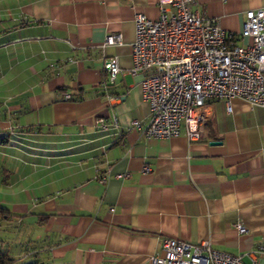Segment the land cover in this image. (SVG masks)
Instances as JSON below:
<instances>
[{
  "label": "crops",
  "instance_id": "0c3cea01",
  "mask_svg": "<svg viewBox=\"0 0 264 264\" xmlns=\"http://www.w3.org/2000/svg\"><path fill=\"white\" fill-rule=\"evenodd\" d=\"M263 7L197 0L193 11L238 33ZM160 11L159 0H0V204L18 215L0 237L19 261L150 264L175 237L249 264L264 244V107L213 101L194 142L184 128L154 139L131 125L150 117L131 73L135 16ZM115 33L121 43L106 45ZM109 56L122 74L106 91Z\"/></svg>",
  "mask_w": 264,
  "mask_h": 264
},
{
  "label": "built area",
  "instance_id": "2783aa9c",
  "mask_svg": "<svg viewBox=\"0 0 264 264\" xmlns=\"http://www.w3.org/2000/svg\"><path fill=\"white\" fill-rule=\"evenodd\" d=\"M160 14L151 19L135 16L132 44V74H142L143 99L150 106L148 121L134 120L132 127L143 136L170 139L181 135L194 142L200 139L209 105L224 101L228 112L231 101L243 99L254 107H264V7L246 12L243 29L238 33L221 28L214 18L193 11L197 0H159ZM122 35L106 38V45L120 44ZM107 91L122 74L118 58L103 60ZM113 99V97H110ZM102 131L117 127L98 118ZM150 171L149 167L144 168ZM240 233L246 228L236 225ZM264 256V244L256 255ZM150 264H246L239 254L214 248L210 241L192 244L175 237L162 241V253Z\"/></svg>",
  "mask_w": 264,
  "mask_h": 264
},
{
  "label": "trees",
  "instance_id": "16d2710c",
  "mask_svg": "<svg viewBox=\"0 0 264 264\" xmlns=\"http://www.w3.org/2000/svg\"><path fill=\"white\" fill-rule=\"evenodd\" d=\"M18 217L13 214L9 208L0 204V229L3 227L4 222ZM48 217V215H46ZM0 264H39V262H21L17 258L13 257L5 249V241L0 237Z\"/></svg>",
  "mask_w": 264,
  "mask_h": 264
},
{
  "label": "water",
  "instance_id": "95a60500",
  "mask_svg": "<svg viewBox=\"0 0 264 264\" xmlns=\"http://www.w3.org/2000/svg\"><path fill=\"white\" fill-rule=\"evenodd\" d=\"M214 143H218V142H214Z\"/></svg>",
  "mask_w": 264,
  "mask_h": 264
}]
</instances>
